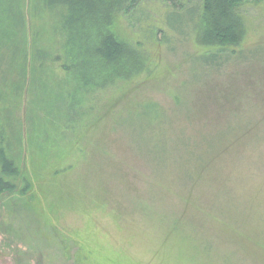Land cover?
<instances>
[{
	"label": "rangeland",
	"instance_id": "obj_1",
	"mask_svg": "<svg viewBox=\"0 0 264 264\" xmlns=\"http://www.w3.org/2000/svg\"><path fill=\"white\" fill-rule=\"evenodd\" d=\"M20 2L35 47L56 52L63 10ZM170 8L138 0L128 17L115 16L144 66L81 97L100 117L90 128L69 126L54 85H30L17 67L23 37L7 24L0 30V151L30 187L20 194L17 173L0 174L14 187L0 194V264H264V1L239 6L241 40L210 72L195 59L220 47L191 29L172 34ZM148 104L158 109L150 121L116 126L121 108L137 114ZM182 135L198 156L150 153V163L160 159L153 168L136 151L141 139L163 148Z\"/></svg>",
	"mask_w": 264,
	"mask_h": 264
},
{
	"label": "trees",
	"instance_id": "obj_2",
	"mask_svg": "<svg viewBox=\"0 0 264 264\" xmlns=\"http://www.w3.org/2000/svg\"><path fill=\"white\" fill-rule=\"evenodd\" d=\"M244 1L196 0V3L189 1L178 5L173 0H166L171 7L167 12L173 15L175 22L167 24L164 21V25L172 34L182 38H185L186 28L191 29L203 45L220 47L216 52L205 53L195 59L197 62L202 60L200 64L208 67L210 72L212 67L217 69L220 67L218 60L221 59L222 54L219 53L226 52L227 47H237L241 40L245 26L238 8ZM46 2L51 6H60L63 10L62 41L56 52H47L35 47L29 29L25 28L20 0H0V30L6 24L10 25L9 28L11 26L17 28L23 37L22 40L17 41V53L21 56L17 59L19 73L29 75L30 85L34 88L40 87L50 91L47 88L51 89L49 85H54V90L62 97L58 104L61 105L59 108L65 113L69 126L74 129L80 124L88 128L96 126L95 123L100 117L97 116L94 107L89 105L85 109L84 98L81 97L94 91L106 92L117 84L128 81L144 66L142 55L122 38L114 24L117 14L128 17L135 12L138 0H46ZM183 13L192 14V17L184 21ZM196 26L198 29H195ZM19 46H22V50H19ZM230 53L233 55L234 51ZM57 72L63 73V77L56 81ZM77 95L81 96L77 97ZM47 98L51 100L52 95L47 94ZM111 107L113 104L108 108L103 107L104 114L105 112L113 114ZM156 107L154 104L145 105L137 114L120 107V111L127 112H122V115L115 113L114 120H117L116 116L119 114L116 126L150 121L152 116L158 114ZM178 137L171 141L173 146L164 145L163 148L158 145L149 147L147 139H141L136 141V151L140 154V158L145 160L144 163L148 166L152 165L153 168L160 166V159L154 157L150 163L146 160V156L152 157L148 156L150 153L157 155L162 151L171 157L176 154L177 159L183 158V161L185 157L192 158L188 154L198 156L199 148L195 140L187 139L184 135ZM207 146L209 150L208 143ZM70 167V164H66L64 171ZM16 173L17 178H20L18 181L21 185L17 186L20 194L29 191L26 177L19 176V167H16L12 159L5 156L4 151H0V174L3 176ZM154 174L159 175L157 171H154ZM2 176H0V194L8 193L14 188L9 187V182Z\"/></svg>",
	"mask_w": 264,
	"mask_h": 264
}]
</instances>
